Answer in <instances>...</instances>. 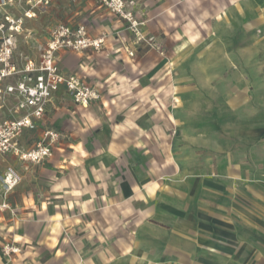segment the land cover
<instances>
[{"label": "rangeland", "instance_id": "rangeland-1", "mask_svg": "<svg viewBox=\"0 0 264 264\" xmlns=\"http://www.w3.org/2000/svg\"><path fill=\"white\" fill-rule=\"evenodd\" d=\"M134 1L144 21L137 35L99 0H52L27 21L16 54L35 56L57 24L104 36L98 50L56 55L59 69L77 73L99 98L83 108L58 91L48 117L24 129L26 148L18 141L29 150L53 130L60 137L51 156L14 157L75 163V149L107 145L125 108L134 119L125 156L104 163L117 179L131 169L143 188L131 205H116L110 229L95 219L74 236L61 228L34 240L28 233L39 225L19 220L22 235L0 242V264H264V0H166L177 4L159 27ZM15 105L7 100L0 119L22 116ZM5 244L18 250L4 254Z\"/></svg>", "mask_w": 264, "mask_h": 264}, {"label": "crops", "instance_id": "crops-1", "mask_svg": "<svg viewBox=\"0 0 264 264\" xmlns=\"http://www.w3.org/2000/svg\"><path fill=\"white\" fill-rule=\"evenodd\" d=\"M138 1L143 6L141 11L144 12L145 16L148 15L150 22L157 27H159V22L164 14L175 10L173 6L177 4L174 3L172 6H167L166 0ZM185 1L190 3V7L193 6L191 0ZM38 11L39 9L37 10V14ZM13 12L19 13V8L13 9ZM33 19L25 21V30L27 21ZM80 25L84 26L83 24H77L70 27H78ZM22 37L25 39L26 35L20 36L19 40ZM40 46L39 44L36 48L37 52L36 55L34 54L35 56H31L28 53L25 54L36 58ZM61 72L68 74L64 70H61ZM69 73L73 72L70 71ZM61 89L65 90L63 86H60L54 92L53 100L57 98L56 94ZM51 105H53V102L47 106L44 117H48L51 112ZM110 107L113 108V104H110ZM117 111L121 114V117L116 116L118 120L113 121L114 127L107 129V145L97 149V154L95 153L96 149H75L73 155L76 158L73 160L76 164L68 162L61 165H51L49 163L26 165L21 164L11 153L0 156V204L6 202L9 205L8 209L0 212V242L9 237L15 238L22 235V233L17 231L19 220L21 219L29 222L28 225L35 230L39 225V229L41 230L39 233H28L29 238H34V240L41 236L50 238V236L58 233L61 228L66 233L68 232V234L74 236L76 232L80 233L88 222H92L95 219L104 222V227L110 229V223L106 222H110L111 219L114 220L113 214L117 209L116 205H131L133 199H136V192L134 190L143 188V184H145V182L139 181L134 176L131 169L130 175L132 176L126 177L125 174L121 173V179H117V172L114 173L104 163V159L109 155L113 159H117L125 156L127 150V142L124 135L129 131V125L134 119L131 116L132 114L126 111L125 108ZM4 112L5 110L2 108L0 115L4 114ZM13 114H18V112L14 109ZM17 116L13 115V118ZM135 122L140 123L141 117L140 120H136ZM26 132L24 130L23 135L21 134L18 138L19 143L24 145H22L23 148L27 146L24 140V133L26 134ZM101 133V135L106 134L105 130H102ZM92 154H96V158H91ZM85 155H88V157L85 158ZM6 173H12L18 177V182L10 191H5V188L2 187L3 183L1 184V179ZM113 230H115L114 227ZM104 236L110 235L106 233ZM140 236L143 237L142 231ZM77 241H73V243L77 246L76 250L79 252ZM48 242L50 241L47 239L44 241V243ZM110 246L111 243L108 245V248ZM30 252L37 255L36 249L34 251L30 250ZM29 264H36V261H29ZM66 264H69V262L67 261Z\"/></svg>", "mask_w": 264, "mask_h": 264}, {"label": "built area", "instance_id": "built-area-1", "mask_svg": "<svg viewBox=\"0 0 264 264\" xmlns=\"http://www.w3.org/2000/svg\"><path fill=\"white\" fill-rule=\"evenodd\" d=\"M52 0H0V110L7 99L16 100L15 111H25L22 116L0 120V155L11 153L20 159L39 163L51 156V146L59 133L45 130L40 140L29 150L18 145V138L24 129H33L35 120L42 119L54 92L63 86L75 104L87 107L99 98L94 86L85 84L76 73L65 74L56 65V55L60 50L83 52L98 50L104 45V36L90 37L84 26L71 28L57 24L50 29L48 40L39 47L36 58L27 54H16L19 37L25 34V21L33 19L37 10ZM116 17L124 20L136 35L144 24L142 15L134 0H99ZM24 3V4H22ZM19 8V13L13 9ZM137 42L141 40L136 37ZM18 182V177L6 173L2 178L5 191H10ZM6 202L0 204V212L8 209ZM18 250L9 244L3 253Z\"/></svg>", "mask_w": 264, "mask_h": 264}]
</instances>
